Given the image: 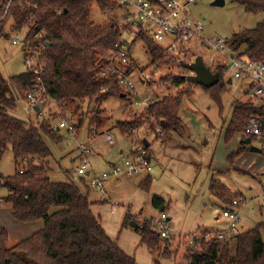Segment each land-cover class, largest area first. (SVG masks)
<instances>
[{"label":"trees","instance_id":"1","mask_svg":"<svg viewBox=\"0 0 264 264\" xmlns=\"http://www.w3.org/2000/svg\"><path fill=\"white\" fill-rule=\"evenodd\" d=\"M232 1L249 14H264V0ZM30 3L36 9L21 13L24 19L33 16V35L44 33L49 43L45 51L46 70L42 77L46 97L56 101L64 112L69 110L73 116H78L77 130L88 117L91 126L104 127L110 120L102 117L104 110L100 108L101 103L118 97L124 104H129V98L135 94L120 89L115 75L108 78L101 76L111 63L108 53L120 41L122 31L127 27L123 23V27L115 22L106 25L95 23L90 19L91 10L97 7L102 13H108V10L112 13L116 12V5L112 0H30ZM138 40L143 41L150 54L151 67L167 58L168 53L145 35L140 34ZM228 41L234 51L264 62V21L253 29L236 33ZM129 57L132 62L131 51ZM136 68L133 62L128 70L133 73ZM216 72L220 75L219 83L210 89L201 87L212 93L222 116V95L227 92L229 84L220 68ZM35 80L32 74L26 72L7 78L0 71V161L7 151L13 153L15 161L14 175L7 178L0 175V187L8 192L4 201L11 205L13 218L22 223L43 220L45 226L10 247L8 233L3 229L0 232V264H137L135 256L124 252L109 237L100 217L94 214L88 192L92 187L88 186L86 177H79L80 185L72 181L69 174L65 182H55L49 177L52 152L45 139L54 143L63 140L51 120L44 119L38 123L20 120L11 114L17 111L18 102L24 99L26 93L33 90ZM162 82L175 87L187 83L185 78L175 76H166ZM106 88L108 91L104 93ZM193 95L194 91L190 89L162 100L152 99L153 103L147 104L144 115L119 121L115 128L127 137L148 122L154 131L161 127L163 142L173 140L185 129L180 113L184 101ZM249 95L250 92L245 90L247 100H238L232 105V115L224 133L226 143L237 133H243L252 117L264 119V106L256 104ZM83 102L96 105L92 115L82 111ZM146 148L149 152L150 147ZM247 149L248 146L241 143L228 160L232 161ZM151 183L152 179L148 176L139 187L149 191ZM210 192L220 201L223 211L231 208L234 200L243 199L216 179L210 182ZM152 206L160 213L169 209V204L157 196L153 198ZM131 222L133 219L128 214L123 226ZM134 229L140 235V245L147 248L157 264L161 260L176 261L179 258L178 252L173 251L174 239L162 238L148 220ZM262 229L264 224L241 230L226 241L219 240L217 232H211L208 241L203 238L194 246L185 239V254L177 264H264Z\"/></svg>","mask_w":264,"mask_h":264},{"label":"rangeland","instance_id":"2","mask_svg":"<svg viewBox=\"0 0 264 264\" xmlns=\"http://www.w3.org/2000/svg\"><path fill=\"white\" fill-rule=\"evenodd\" d=\"M215 2L216 0H199L197 5L190 8L191 18L204 24L206 38L229 40L236 33L253 29L264 21V14H249L232 0H225L223 6H215ZM90 19L101 25L115 22L121 27L124 26L117 10L112 13L111 10H108V13H102L97 7H93ZM125 36L128 40L132 38L129 33H125ZM5 47L6 53L0 54V71L7 78L23 74L25 72L24 54L17 48L9 46L8 43L4 44ZM188 49L190 52L186 56L167 52L168 56L164 61L151 67V57L146 46L142 40L136 39L131 48L133 57L131 64L134 62L137 67L132 75L136 92L133 97L129 98V104H124L118 97H112L100 105V108L104 110L102 117L110 120L104 124V127L91 126L90 121L88 122L90 117H88L83 126L78 130L75 129L74 133L61 129L59 131L63 137L61 142L54 143L45 139L52 152V158L49 160L51 169L49 177L55 182L67 181L69 174L72 176V181L80 185L81 178L75 174L80 163L77 148L82 143L89 147L88 159L91 169L90 176L85 178L88 186L92 176L109 170L111 163L120 164L122 162L121 150L129 153L138 144H143L145 147L149 144L153 166L150 173L152 183L149 191H144L139 187L141 181L148 176L135 175L124 177L120 181L112 178L106 184L104 191L89 187L88 192L91 201L101 200V202L93 203V207L101 214L103 221L110 219L111 210L114 212L113 217L124 210L123 218L129 213L137 226L145 220L154 225L160 212L153 208L152 200L155 196L164 199L169 204V209L165 213L171 218L169 225L172 231L169 238L174 239L173 251L178 252L179 256L177 262L165 260L166 264H177L182 261L186 250L184 241L185 239L188 241L193 233L200 237H208L215 230L227 228L226 222L221 217L223 206L210 192V182L213 179L231 188L234 194L244 196L246 201L239 208H241L243 218L242 225L247 230L259 226L261 223L258 222L264 220V209H262L264 204V152L252 153L248 146L243 154L229 161L228 158L238 150L245 139L243 133H237L230 142L226 143L224 140V133L232 115V105L238 100H247L244 97L245 87L239 83L228 86L227 92L222 95L221 116L220 107L210 91L188 82L181 87L162 82V78L166 76L185 78L192 74L181 66L180 57L184 58L185 63H191L197 57H202L207 67L217 73L215 72L217 55L214 52L202 47L199 43L189 45ZM143 81L145 84L142 83ZM190 89L194 91V95L184 101L180 113L185 129L178 134L179 136L175 135L173 140L163 142L164 136L156 134L155 129H151L148 122L142 124L127 137L122 136L115 128L119 121H127L133 116L144 115L149 105V102H146L149 96L153 100L157 98L162 100ZM27 94L22 101L18 102L17 111L11 112L14 117L38 123L48 119L51 120L52 125L68 117L78 125V116H67L70 113L69 110L64 112L56 101L47 98L44 104L40 103L38 111L35 110L38 105L34 110H30L25 101ZM83 108L82 111H88L91 114L96 105L83 102ZM41 110H43V115L39 116L37 113ZM90 114L85 113L87 116L92 115ZM107 135L114 136V145L106 141ZM253 145L261 149L258 141H253ZM236 167H239L241 171L239 169L237 171ZM226 168L230 171L222 173L221 171ZM14 173V156L11 151H7L0 161V175L7 178L13 176ZM252 174L254 176H250ZM82 189L85 190L84 187ZM7 195V190L0 187V209L10 206L4 201ZM253 207L255 211H251ZM2 218L4 216H0V222H3ZM217 218L219 220H216ZM122 222L117 224L114 218L113 224L108 225L111 238L118 243L130 242L132 239L133 246H137V249L142 248L138 240L139 233L130 227V224L123 226L124 221ZM126 238L129 239L125 240ZM204 239L208 241V238ZM145 250L148 253L146 248ZM151 256L154 264H157L154 256ZM138 264L145 263L139 259Z\"/></svg>","mask_w":264,"mask_h":264},{"label":"built area","instance_id":"3","mask_svg":"<svg viewBox=\"0 0 264 264\" xmlns=\"http://www.w3.org/2000/svg\"><path fill=\"white\" fill-rule=\"evenodd\" d=\"M116 5V10L120 14L123 24L126 25L122 31L120 41L108 53V59L111 60L106 69L101 72V76L108 78L109 75H115L118 79L120 89L136 92L132 75L128 69L130 67V51L133 41L139 38L140 34L145 35L162 47L169 54L186 56L188 46L193 43H199L202 47L214 52L215 69L220 68L226 80H232L239 83L245 90L250 92L249 97L258 105L264 106V62L251 59L248 55L234 51L231 43L224 38H206V28L201 21L193 20L190 16V8L197 5L199 0H112ZM36 9L31 5L30 0H0V54L6 53L4 44L17 48L24 54L23 66L25 72L32 74L35 80V86L28 92L26 105L30 110L38 105L44 104L46 100V90L42 85V77L46 70L45 51L48 47V41L44 33L33 35L34 18L30 15L24 19L21 11ZM112 11V10H111ZM125 33L132 35L128 40ZM184 58L180 57V62ZM215 70V72H216ZM24 72V73H25ZM218 73V72H217ZM145 84V82H143ZM108 89H104L106 93ZM48 99V98H47ZM146 102L152 104V98L149 96ZM41 112V113H40ZM43 115V110L39 111ZM72 117V113L67 116ZM264 119L252 117L244 132V138H255L261 144L264 150ZM76 123L67 118L62 119L55 125V129L60 131L66 129L74 133ZM135 132V131H134ZM156 133L164 135L161 127L156 128ZM106 141L114 145L113 135H107ZM79 166L75 174L78 177L90 176L91 164L88 159L89 147L85 144L78 145ZM153 169L152 160L147 148L143 144L134 146L127 156L122 158V162L114 164L109 170L94 175L90 178V186L97 191H104L106 184L112 179H120L124 176L133 177L143 173L149 174ZM245 202L244 199L233 201V206L223 211L229 225L223 232H217V238L222 241L228 240L243 223V218L239 211V206ZM166 213H160L159 218L154 222V229L158 231L162 238H169L171 227ZM206 238H210L208 235ZM200 237L196 233L190 235L188 244L194 246Z\"/></svg>","mask_w":264,"mask_h":264},{"label":"crops","instance_id":"4","mask_svg":"<svg viewBox=\"0 0 264 264\" xmlns=\"http://www.w3.org/2000/svg\"><path fill=\"white\" fill-rule=\"evenodd\" d=\"M244 139H247V138H244ZM252 145H253V141H252ZM255 146V145H254ZM257 147V146H255ZM133 148V147H132ZM259 148V147H258ZM262 149V148H261ZM263 150V149H262ZM132 151V149L130 150ZM129 151V152H130ZM251 152V151H250ZM254 153V152H252ZM263 153V151H262ZM129 153L125 152L124 150H121L120 151V155H122V158L124 156H127ZM121 158V159H122ZM151 160H152V157H151ZM114 164H117V163H111L110 164V167L113 166ZM236 170L239 169V167H236L235 168ZM241 171V169H239ZM230 170L229 169H225L223 171H221L222 173H228ZM238 171V170H237ZM152 172V171H151ZM141 175H144L145 177L146 176H150V173L149 174H146V173H143V174H140ZM250 176H254L253 174L250 175ZM124 177H127V176H124ZM122 177V178H124ZM122 178L120 179H116V181H120ZM230 191L233 193V190L230 188ZM239 196V195H238ZM241 198H243L245 201L246 199L244 198V196H240ZM90 200V199H89ZM101 202V200H95L94 201H91L92 203H97V202ZM9 205V204H8ZM1 206H4V205H1ZM98 208V207H97ZM244 208V207H243ZM241 208H239V211H240ZM258 209V208H257ZM262 209H264V204L262 205ZM92 210L94 212V214L98 217H100V220H101V224L103 226V228L105 229L106 233L109 235V232H108V225H110L112 222H113V219L116 218V223H120L122 221L125 220L126 216L129 214H125L124 218H123V213L125 212L124 210H121L122 212L118 213V214H115V217H113L114 215V212L111 210V217L110 219H106L105 221L102 220V216L100 213L97 212V210L95 209V207H93L92 205ZM4 211V212H3ZM251 211H255V208H251ZM3 212V213H2ZM241 214V212H240ZM262 214V212H261ZM130 215V214H129ZM0 216H4V218H2V221L3 222H0V232L5 229L8 233V240H9V245H14L18 242H21L29 237H31L32 235H34L35 233L41 231L44 226H45V222L43 220H37V221H34V222H30V223H22V222H19L18 220H16L15 218H13V209L10 206L6 207L5 208H2L0 209ZM5 216L7 217V219L5 220ZM242 216V215H241ZM170 217V215H169ZM169 221H171V218H169ZM222 219L226 222V225L228 227L229 225V222L223 218V216H221ZM119 220V221H118ZM216 220H219V218H217ZM112 221V222H110ZM123 223V222H122ZM258 223H261V224H264V220L263 221H259ZM113 224V223H112ZM257 224V223H256ZM226 230V229H225ZM225 230H215V232H221V231H225ZM240 230L242 231H246L247 228H245V226H241ZM239 230V231H240ZM261 236H262V239H263V242H264V229L261 230ZM109 237L111 238V236L109 235ZM112 239V238H111ZM129 238H126L125 240H128ZM138 239V238H137ZM113 240V239H112ZM132 240V239H131ZM130 240V242H117L119 244V246L122 248V250L124 252H126L127 254H130V255H134L135 256V259L137 261V264H138V261L139 259L145 263V264H154L153 262V257L150 255L149 251L147 253V251L145 250L146 247L142 246V248H139L137 249L136 247L137 246H133L132 244V241ZM139 241H141V238L138 239ZM135 245V244H134ZM140 247V246H138ZM147 249V248H146ZM132 250V251H130ZM134 250V251H133ZM136 251V252H135ZM159 264H166L165 263V260H161L159 262Z\"/></svg>","mask_w":264,"mask_h":264},{"label":"water","instance_id":"5","mask_svg":"<svg viewBox=\"0 0 264 264\" xmlns=\"http://www.w3.org/2000/svg\"><path fill=\"white\" fill-rule=\"evenodd\" d=\"M225 4V0H216L214 3L215 6H223ZM49 46V43H48ZM181 66L184 69L189 70L192 74L188 77H185L186 81L190 84L203 86L206 89H210L220 81L219 73H214L211 71L209 67L205 64V61L202 57H197L191 63L181 62ZM228 84L232 85V80H228ZM40 103L38 107L35 109L36 111L39 110ZM264 125V122L262 123ZM244 144L250 147V151L254 153H262V149L255 147L252 145V139L248 138L244 140ZM148 147L149 144H146ZM130 227L135 228L136 224L134 222L130 223Z\"/></svg>","mask_w":264,"mask_h":264}]
</instances>
